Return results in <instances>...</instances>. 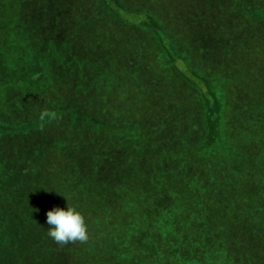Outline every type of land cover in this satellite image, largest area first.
I'll return each mask as SVG.
<instances>
[{
    "label": "rangeland",
    "instance_id": "374dc122",
    "mask_svg": "<svg viewBox=\"0 0 264 264\" xmlns=\"http://www.w3.org/2000/svg\"><path fill=\"white\" fill-rule=\"evenodd\" d=\"M21 2V6L17 9L12 7L10 0L2 3L0 18L4 17V20L8 21L5 22L7 25L0 21V42L10 39L11 45H15L20 50L32 48L33 45L34 52L38 53L36 58L42 62L43 70H41L42 78L36 81L28 78L23 82L21 77L14 74L19 73L21 63L29 57L20 59L21 57H13L12 53L10 57H5L6 55L0 57V118L4 122L3 125L18 127L19 132H25V137L14 138L12 131L5 130L4 135L0 137V157H3L0 159L1 179L4 174H8L6 168L11 169L13 174L16 170L24 168V165L23 177H26L28 172L33 173L42 164L39 153L48 155L46 160L50 165L48 169L50 172L57 169L55 167L58 166L51 163L52 158L45 146L47 143L48 146L56 144L60 147L62 140H66L64 143L66 146L68 132L61 125L64 121L41 119V114L47 111L48 114L56 115L62 113L61 109H65L64 113L68 115L66 103L74 100L75 103L82 104L81 100H76V95L78 91H83V84L80 88L76 87L75 75L85 69L93 78L101 72L95 57L73 56L79 48L88 55L97 53L98 57H102L99 59L100 62L109 60L118 72L104 71L101 74L103 78H111L109 83L112 87L116 83V78H129L128 87L131 88L136 82L134 93L146 95L148 103L157 109L158 119L150 121L151 126L143 127L144 132L136 136L138 141L135 145H138V150L142 152L145 148L143 144L149 138L154 152L161 155L156 157L155 164H162L165 168V162L170 161V174L176 175L175 180L170 183V186L174 187L170 193L157 190L154 200L145 205V215L148 217L158 213L168 215L170 223L168 221L166 227L177 228L170 230V239H168L166 234L164 236L159 233L162 231L158 228L159 223L154 224L151 239L156 245V250L149 256L154 261L147 264H264V236L226 235L222 234V227H217L212 230L215 232L212 234L214 247L201 250L194 244L201 233L189 230L191 224L197 222L207 225L209 229L214 228V223L220 218L219 214H222V203L224 205L225 202L220 197L219 188L213 190L212 185L209 186L200 180L203 176V169L200 167H204L206 162L201 157L204 156L207 141L204 123L197 126L196 121L197 116L203 117L205 106L203 97H200L197 88L194 87L196 78L193 74L210 77L214 81L211 85L216 86L217 89H224L231 83L237 85L238 90L242 88L251 92L252 105L253 103L257 105L259 100H264V43H255L257 38L255 40L254 36L253 44L246 42L247 38L251 39V31L248 30L247 37L238 40L237 46L234 35L226 36L228 33L225 32V28L231 32L234 27L224 28L222 17L225 10L220 8L222 11L217 12L213 2L207 4L204 0H128L131 10H124L121 13L118 5L113 8L115 12L110 11L114 16L102 11L97 0H22ZM143 3L149 6L147 12L151 9L150 12L162 21L161 25L155 22L159 25L158 31L152 32L150 28H155L153 24L146 25L147 28L141 25V22L149 23L141 11L144 9L139 8ZM60 9L66 13L61 18L58 30H55L56 22L60 23L56 11ZM111 17L114 22L108 19ZM116 22L119 24H114ZM247 29L238 28L235 32L240 35L246 33ZM254 34L257 35L255 30ZM132 37L135 39L128 42L127 39ZM171 42L179 44L188 62H192L190 65L195 67L192 73L189 71L186 74L188 77H185L184 73L181 76V81L188 90L172 83V77L175 75L179 77L178 70L181 69L182 63L179 60L174 62L172 57H169ZM110 48L121 49L122 56L109 57L112 53ZM156 48L159 51L158 56ZM51 49L56 52H50ZM24 73L23 70L19 76ZM258 78L261 80L259 81ZM113 91L112 99L118 94L115 92H119L118 86L114 87ZM125 105L123 109L127 110L128 103ZM233 107V102L224 106L223 112L225 111L226 114H221L219 117V124L226 131L228 140L233 139L231 133L235 129L234 125L237 126ZM106 121L109 124L117 123L112 118H107ZM109 124L97 123V126L109 133L121 131L119 138L126 133L125 127L119 129ZM38 126L44 130L34 135L33 133L38 131L36 129ZM168 132L171 133V138ZM251 137H255L252 132L249 134V138ZM262 139H264L263 135ZM86 141L91 144L90 140ZM87 142H83L78 147L86 150ZM128 145L130 146L129 143ZM120 146L122 144L118 141L113 143L112 148L119 150ZM193 147L196 157L191 156ZM122 148L125 150L126 146ZM258 158L264 159L263 154ZM61 163L62 161L58 164L61 166ZM261 171L264 182V168ZM257 174L259 173L256 171V177ZM6 177L3 178L6 182H0L2 195L8 188L5 185L9 184ZM191 180L196 182L191 183ZM241 185L236 183L230 186L229 190L226 189L227 195L243 196ZM191 195L197 196V200L193 201H196L195 204L190 202ZM51 203L53 204L50 210L57 205L55 201ZM258 203L263 204L264 201L258 200ZM191 204L193 206H190ZM67 205L70 204H64L62 201L61 208L66 210ZM258 239L263 240L262 246L259 241L256 242ZM223 241H226L228 249H221ZM255 242L258 247L253 246ZM219 252L223 257L218 255ZM114 255L116 261L108 260L109 264H134L132 260L125 259L119 262L118 259L125 255L124 250Z\"/></svg>",
    "mask_w": 264,
    "mask_h": 264
},
{
    "label": "trees",
    "instance_id": "16d2710c",
    "mask_svg": "<svg viewBox=\"0 0 264 264\" xmlns=\"http://www.w3.org/2000/svg\"><path fill=\"white\" fill-rule=\"evenodd\" d=\"M4 1L0 0V7H3ZM10 1L15 9L22 3V0ZM227 1L204 0L207 4L213 2L217 12L220 8L225 10L223 17L220 15L223 18L224 28L234 27L231 32L225 28V32L228 33L226 36L234 35L238 46V40L245 39L250 30L251 39L247 38L246 42L253 44L254 36L255 40L257 38L255 43H264V0ZM97 2L105 13L115 12L113 8L118 5L121 13L124 10H131L128 0H97ZM139 8L144 9L141 11L149 22H141V25L146 27L153 24L155 28H150L152 32L158 31L159 25L155 22L161 25L162 21L150 12L151 9L149 12L146 11L149 6L145 3ZM65 13L66 11L62 9L56 11L59 15L56 17L60 23L56 22L55 30H58ZM0 21L7 25L5 22L8 20H4V17L0 18ZM238 28L248 29L246 33L237 35L235 31ZM254 30L257 35L254 34ZM142 33L145 35L144 32ZM133 38L135 39L132 37L127 41L131 42ZM31 47L20 50L15 45H11L10 39L0 44V57L5 55L10 57L11 53L13 57H21L20 59L29 57L21 63L19 73L14 74L21 77L23 82L28 78L35 81L42 78V62L37 60L38 53L34 52L33 45ZM260 47L263 46L260 45ZM77 50L73 57H95L101 73L92 78L87 70L79 71V74L75 75L76 87L80 88L83 84V91H78L76 100H81L82 104L75 103L74 100L69 101L65 105L69 110L68 115L64 113L65 109H61L62 113L56 115L51 113L44 117L64 121L61 125L68 132L66 146L64 144L66 140H62L60 147L56 144L48 146L47 143L45 146L52 158L51 163L58 166L55 167L57 169L50 172L48 170L50 165L46 160L48 155L39 153L42 164L33 173L28 172L27 176L23 177L25 173L23 165L24 168L16 170L13 174L11 169L6 168L10 176L4 174L2 179L0 177V182H6L3 178L7 176L9 183L5 185L8 188L3 191L4 195L0 194V264H109L108 260L116 261L113 258L114 254L120 250L125 252V255L118 259L120 263L132 260L134 264H147L154 261L149 256L156 250V245L151 239L154 224L159 223L158 228L162 229L159 233L164 236L166 234L168 239H170V230H177L176 227L171 229L169 226L166 227L168 221L170 223L168 215L158 213L148 217L144 213L146 203L150 204L154 200L157 190L170 193V190L174 188L170 186V183L176 176L170 174V161L165 162V168L162 164H155L156 157L161 155L154 152L149 138L143 144L145 148L142 152L138 150V145H135L138 141L136 136L144 132L143 127L151 126L152 122H149L158 119L157 109L148 103L146 95L134 93L137 87L136 82L129 88L130 82H127L129 78L118 77L112 87L109 83L111 78L101 76L104 71L118 73L109 60L100 62L99 59L102 57H98L97 53L88 55L80 48ZM170 50L169 57H172L174 62L179 60L182 63L181 69L178 70L179 77L176 75L172 77V83L187 89L181 81V76L184 73L185 77H188L186 74L189 71L192 73L195 67L190 65L192 62H188L186 54L178 43L171 42ZM53 51L51 49L50 52ZM111 51L109 57L122 56L121 49L112 48ZM156 55H159L157 48ZM48 68L50 70V67ZM23 70L24 75L19 76ZM45 72L48 76L46 65ZM193 77L196 78L194 87L197 88L200 97H203L205 106L203 117L196 115L197 126L204 123L207 141L204 156L201 157L206 162L204 167H200L203 169L200 180L209 186L212 185L213 190L219 188L220 197L225 201L224 205L222 203V214H219L220 218L217 219V223H214V228L209 229L201 222L191 224L189 230L201 233L194 244L201 250L214 247L212 234L215 232L212 230L217 227H222V234L226 235L264 236V203H258V200L264 201V182L261 178L264 159L258 158L259 155L264 156V139H262L264 100L258 99L257 105L254 103L252 105L251 92L242 88L238 90L237 85L231 83L224 89H217L216 86L211 85L214 81L210 77L194 74ZM258 80L260 81L261 78ZM117 86L119 92H115L118 94L112 99L113 88ZM230 102L234 104L237 126L234 125L235 129L231 133L233 139L229 141L226 131L219 124V117L221 114H226L225 111L223 112V107ZM125 103H128L127 110L123 109L126 107ZM107 118H112L117 123L109 124L106 121ZM3 123L0 118V137L4 135L5 130L12 131L14 138L25 137V132H19L18 127L5 126ZM97 123L109 124L119 129L125 127L126 133L119 138L121 131L109 133L104 128H99ZM41 126L36 127L38 131L33 133L34 135L44 130ZM251 132L256 138H249ZM167 134L170 138L172 137L170 132ZM86 140H90L91 144ZM118 141L122 144L119 150L112 148L113 143ZM83 142H87L86 150L78 147ZM123 146H126L125 150ZM191 156L196 157L194 147ZM60 161H62L61 166L58 164ZM184 171H186L185 168ZM256 171L259 173L258 177L255 175ZM181 179H183L182 175ZM236 183L239 186L242 184L240 190L243 196L229 197L226 189L229 190L230 186ZM189 197L190 202L195 204L196 201H193L197 200V196ZM226 199L229 200L226 201ZM52 201L57 204L53 208H61L63 201L64 204L68 203L69 206L76 207L81 212L88 228L87 242L60 246L47 235L49 226L46 222V213L50 211ZM258 241L262 246L263 240L258 239L256 242ZM256 242L253 246L258 247ZM224 248H229L226 246V241L221 243V249ZM218 255L223 257L220 252Z\"/></svg>",
    "mask_w": 264,
    "mask_h": 264
},
{
    "label": "clouds",
    "instance_id": "9594fccd",
    "mask_svg": "<svg viewBox=\"0 0 264 264\" xmlns=\"http://www.w3.org/2000/svg\"><path fill=\"white\" fill-rule=\"evenodd\" d=\"M48 115L47 111L41 114V119ZM38 211V210H36ZM47 235L58 245L87 242L88 228L85 217L76 207L67 205V209L55 207L46 213Z\"/></svg>",
    "mask_w": 264,
    "mask_h": 264
}]
</instances>
